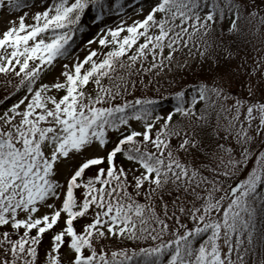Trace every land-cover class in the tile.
I'll list each match as a JSON object with an SVG mask.
<instances>
[{"label": "snow or ice", "instance_id": "obj_1", "mask_svg": "<svg viewBox=\"0 0 264 264\" xmlns=\"http://www.w3.org/2000/svg\"><path fill=\"white\" fill-rule=\"evenodd\" d=\"M0 12V264H264V0Z\"/></svg>", "mask_w": 264, "mask_h": 264}, {"label": "rangeland", "instance_id": "obj_2", "mask_svg": "<svg viewBox=\"0 0 264 264\" xmlns=\"http://www.w3.org/2000/svg\"><path fill=\"white\" fill-rule=\"evenodd\" d=\"M30 2V0H29ZM21 13L20 12H13L12 15L13 16H18L20 15ZM6 15V13L4 12H0V19H3V17ZM30 22V21H29ZM82 40V37L80 36V39H79V43L81 42ZM79 43L75 44L74 47L78 48L79 47ZM81 55H83V53H81Z\"/></svg>", "mask_w": 264, "mask_h": 264}, {"label": "trees", "instance_id": "obj_3", "mask_svg": "<svg viewBox=\"0 0 264 264\" xmlns=\"http://www.w3.org/2000/svg\"><path fill=\"white\" fill-rule=\"evenodd\" d=\"M78 35H79V34H77L76 37H77ZM76 37H75V39H76ZM162 106L167 107V105H162Z\"/></svg>", "mask_w": 264, "mask_h": 264}]
</instances>
